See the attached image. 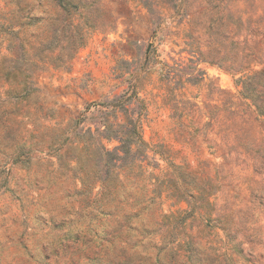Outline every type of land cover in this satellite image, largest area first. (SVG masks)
Segmentation results:
<instances>
[{
  "label": "rangeland",
  "instance_id": "rangeland-1",
  "mask_svg": "<svg viewBox=\"0 0 264 264\" xmlns=\"http://www.w3.org/2000/svg\"><path fill=\"white\" fill-rule=\"evenodd\" d=\"M258 107L264 0H0V264H264Z\"/></svg>",
  "mask_w": 264,
  "mask_h": 264
},
{
  "label": "trees",
  "instance_id": "trees-1",
  "mask_svg": "<svg viewBox=\"0 0 264 264\" xmlns=\"http://www.w3.org/2000/svg\"><path fill=\"white\" fill-rule=\"evenodd\" d=\"M124 95H121L113 100L100 103L106 109V118L103 122V130L99 131L102 137H111L112 134L116 135L119 139L120 145L112 151H106L108 155L107 162H117V160H125L128 157H132L134 164L139 168L143 167V163L149 159L147 144L140 136L139 124L140 120L132 115V108L128 106V99L124 100ZM259 111L264 115V110L260 107ZM121 111L126 115V119L122 122H112L109 115L113 113L114 118L117 119V113ZM111 112V113H110ZM117 128L116 130L114 129ZM122 152V154H120ZM161 154V153H160ZM114 160V161H113ZM113 164V163H112ZM118 169L121 170L125 163L115 164Z\"/></svg>",
  "mask_w": 264,
  "mask_h": 264
}]
</instances>
